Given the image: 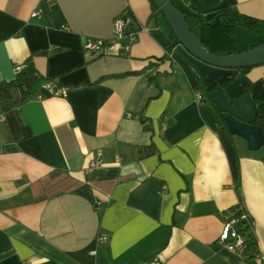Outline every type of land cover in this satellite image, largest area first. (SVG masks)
<instances>
[{"label": "crops", "instance_id": "1", "mask_svg": "<svg viewBox=\"0 0 264 264\" xmlns=\"http://www.w3.org/2000/svg\"><path fill=\"white\" fill-rule=\"evenodd\" d=\"M176 1L264 21V0ZM125 10L144 27L128 52L86 51ZM151 15L149 0H0V264H246L218 242L238 207L264 264V145L248 150L198 97L237 71ZM221 89L264 93V63ZM97 151L102 167L85 173Z\"/></svg>", "mask_w": 264, "mask_h": 264}, {"label": "trees", "instance_id": "2", "mask_svg": "<svg viewBox=\"0 0 264 264\" xmlns=\"http://www.w3.org/2000/svg\"><path fill=\"white\" fill-rule=\"evenodd\" d=\"M149 1L152 10L151 17L153 19V23L164 30L169 36H171L175 43H178L162 13L156 8L152 0ZM170 2L183 13L189 31L192 32L198 38V40L212 52L219 54H231L250 49L264 42V21L260 19L241 14L234 8L229 7L222 8L214 15L206 18L198 11L192 10L176 0H170ZM250 34H253L254 37H252ZM46 53V51L40 50L35 51L31 55H44ZM29 58L27 60H29ZM252 67L253 66L237 68V72L234 75L222 78L217 84L208 87H205L202 84L200 85L202 89L200 94L201 99L206 103L209 109L212 110L221 127L226 132L227 129L223 123L224 114L218 112L215 109L214 104L208 101V99L205 97V92L221 88L235 79L238 74L247 73ZM105 77L107 76H103L97 81ZM152 78L153 77L151 76L150 79ZM254 99L256 102L258 118L262 119L264 118V100L258 99L256 96H254ZM242 210V207H238L237 210L232 209L231 212L232 215L236 217ZM249 221L252 222L250 217ZM240 225L242 227L241 230L243 231L244 235H246V245L243 252V255L246 259V264H255L254 256L258 251L255 236L249 232L250 227L245 220L241 221Z\"/></svg>", "mask_w": 264, "mask_h": 264}, {"label": "water", "instance_id": "3", "mask_svg": "<svg viewBox=\"0 0 264 264\" xmlns=\"http://www.w3.org/2000/svg\"><path fill=\"white\" fill-rule=\"evenodd\" d=\"M152 2L164 16L178 43L199 60L213 66L233 69L264 63V42L231 54L212 52L189 31L183 13L170 0H152ZM255 96L264 100L262 92ZM205 97L214 104L218 112L224 114L223 123L228 133L243 139L247 143L248 150L255 151L264 145V118H258L256 102L249 92L228 98L221 88H217L206 91Z\"/></svg>", "mask_w": 264, "mask_h": 264}, {"label": "built area", "instance_id": "4", "mask_svg": "<svg viewBox=\"0 0 264 264\" xmlns=\"http://www.w3.org/2000/svg\"><path fill=\"white\" fill-rule=\"evenodd\" d=\"M33 17H39L38 11H33L31 13ZM132 15L127 10L121 12L114 19V30L113 34L109 38H92L84 44V49L88 52H102L105 50H115L120 53L128 52L130 46L136 41L137 34L144 27H133L132 26ZM43 87L51 95H60L64 96L66 94V88L62 86H57L54 82H46ZM41 94H38L37 97H41ZM200 98V94L198 95ZM118 160V157H116ZM103 165L102 153L97 151L96 158L91 160L85 167V173H91L96 169H99ZM163 189L166 187L163 186ZM95 205L99 204L98 200L94 201ZM245 220L250 227L249 232L254 236L252 222L249 221V216L247 213L242 210L238 216H227L221 232L218 237V242L220 245L225 246L229 250L237 251L240 254H243L246 245V235H244L241 230L240 225L241 221ZM106 240V236L101 234L98 236V241L102 242ZM164 264V263H159Z\"/></svg>", "mask_w": 264, "mask_h": 264}, {"label": "rangeland", "instance_id": "5", "mask_svg": "<svg viewBox=\"0 0 264 264\" xmlns=\"http://www.w3.org/2000/svg\"><path fill=\"white\" fill-rule=\"evenodd\" d=\"M250 35H251L252 37H254L253 34H250Z\"/></svg>", "mask_w": 264, "mask_h": 264}]
</instances>
